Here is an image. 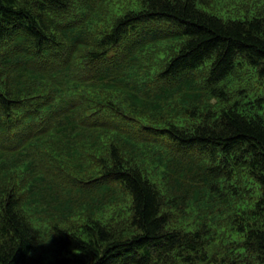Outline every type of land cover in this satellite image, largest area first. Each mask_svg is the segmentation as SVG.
Masks as SVG:
<instances>
[{"label": "trees", "instance_id": "1", "mask_svg": "<svg viewBox=\"0 0 264 264\" xmlns=\"http://www.w3.org/2000/svg\"><path fill=\"white\" fill-rule=\"evenodd\" d=\"M221 1L0 0V264H264V0Z\"/></svg>", "mask_w": 264, "mask_h": 264}, {"label": "rangeland", "instance_id": "2", "mask_svg": "<svg viewBox=\"0 0 264 264\" xmlns=\"http://www.w3.org/2000/svg\"><path fill=\"white\" fill-rule=\"evenodd\" d=\"M224 1H225V0H222V1H221L222 4H220L219 6L224 5ZM238 1H239V0H234V3H233L232 5H229V6H221L222 8L219 9L218 11H216L217 14L225 15V14H230L231 11L234 12V10H237V8H236V3H237ZM251 10H252V8H251ZM240 12H242V11H240ZM249 84H250V85H249V86H250V87H249V88H250V92L248 93V96H247L246 98H250V99H252L256 94H260L261 92H260V89H258L259 87H258V85H257L256 82L251 81ZM244 85H245V84H244ZM254 89H255V90H254ZM258 112H259L260 114H262V116L264 117V106H263V108H258Z\"/></svg>", "mask_w": 264, "mask_h": 264}]
</instances>
